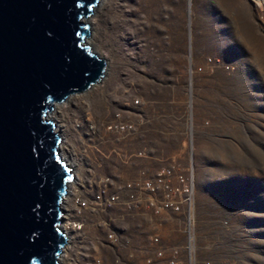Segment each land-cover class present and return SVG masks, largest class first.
I'll return each instance as SVG.
<instances>
[{
  "label": "rangeland",
  "instance_id": "374dc122",
  "mask_svg": "<svg viewBox=\"0 0 264 264\" xmlns=\"http://www.w3.org/2000/svg\"><path fill=\"white\" fill-rule=\"evenodd\" d=\"M103 1L89 23L105 74L56 105L63 155L77 158L70 123L90 114L104 174L124 182L165 165L191 168L199 264H264V0ZM118 117L132 128L111 134L105 125ZM136 212L106 217L128 245L89 233L63 264H142L153 235L167 255L184 246L183 215Z\"/></svg>",
  "mask_w": 264,
  "mask_h": 264
},
{
  "label": "water",
  "instance_id": "95a60500",
  "mask_svg": "<svg viewBox=\"0 0 264 264\" xmlns=\"http://www.w3.org/2000/svg\"><path fill=\"white\" fill-rule=\"evenodd\" d=\"M100 0H0V264H58L73 168L55 105L103 78L86 39Z\"/></svg>",
  "mask_w": 264,
  "mask_h": 264
},
{
  "label": "built area",
  "instance_id": "2783aa9c",
  "mask_svg": "<svg viewBox=\"0 0 264 264\" xmlns=\"http://www.w3.org/2000/svg\"><path fill=\"white\" fill-rule=\"evenodd\" d=\"M105 127L111 134H123L132 128L119 117ZM70 128L80 148L76 149L77 158H71L74 175L63 201L61 224L67 241L58 264H63L68 255L73 253L76 240L79 242L81 237L89 233L106 232L108 238L102 245H128L130 241L127 235L115 230L113 219L106 218L115 209L156 217H162L166 212L183 215L186 224L184 246L172 247L167 255L161 237L153 235L150 238L153 253L142 264H199L198 239L194 228L196 184L193 170L190 168L182 173L174 165H165L137 179L119 182L114 175H106L101 171L99 157L104 154L99 148L97 124L92 116L75 115ZM114 153L119 155L116 151ZM94 264L105 262L96 257ZM116 264L124 263L117 261Z\"/></svg>",
  "mask_w": 264,
  "mask_h": 264
},
{
  "label": "bare ground",
  "instance_id": "6f19581e",
  "mask_svg": "<svg viewBox=\"0 0 264 264\" xmlns=\"http://www.w3.org/2000/svg\"><path fill=\"white\" fill-rule=\"evenodd\" d=\"M99 3V2H98ZM104 1L102 0L99 4H98V6L96 7H94L93 9H92V13H94V16H95V14L102 8V6L104 5ZM93 16V17H94ZM93 17H90L89 18V20H88V23L90 22L91 23V21H92V18ZM87 22V21H86ZM89 23V24H90ZM90 26H91V24H90ZM90 35H91V37L89 38H87L86 39V42H85V44L86 45H89L90 47H92L93 49H94V51L95 52H99V47H98V42H97V40H96V35H97V30L96 29H94V31H93V29H92V34L90 33ZM99 58H101L102 56L101 55H99V54H96ZM101 59H103V58H101ZM80 94V93H79ZM74 95H77V94H74ZM70 97H73L72 95L70 96ZM69 97V98H70ZM65 102V101H64ZM63 103V102H62ZM57 105V104H56ZM55 105V106H56ZM58 106H56V108H55V110H53L54 112H52V114H51V116L50 117H52L53 119H56L55 118V114L57 113V111H58ZM60 127H61V125H59V126H57V130H59L60 129ZM64 141V140H63ZM61 148V147H60ZM61 153H62V155H63V152H62V150H61ZM63 157H64V159L65 160H67V162L68 163H72L71 165H73L74 163L73 162H71V160H68L67 159V157L66 156H64L63 155Z\"/></svg>",
  "mask_w": 264,
  "mask_h": 264
},
{
  "label": "clouds",
  "instance_id": "9594fccd",
  "mask_svg": "<svg viewBox=\"0 0 264 264\" xmlns=\"http://www.w3.org/2000/svg\"><path fill=\"white\" fill-rule=\"evenodd\" d=\"M62 145V144H61ZM62 150V149H61ZM71 180H72V178H71Z\"/></svg>",
  "mask_w": 264,
  "mask_h": 264
}]
</instances>
